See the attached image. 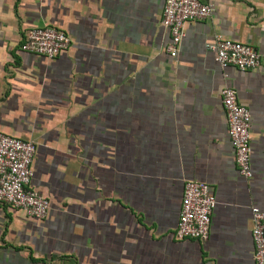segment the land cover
Returning <instances> with one entry per match:
<instances>
[{"label": "crops", "instance_id": "obj_1", "mask_svg": "<svg viewBox=\"0 0 264 264\" xmlns=\"http://www.w3.org/2000/svg\"><path fill=\"white\" fill-rule=\"evenodd\" d=\"M178 54L161 16L131 0H0V132L37 146L34 221L0 204V264H255L251 208L264 212V0H201ZM67 34L59 57L24 53L25 32ZM218 38L261 66L223 69ZM252 115L253 178L235 162L222 91ZM210 185L206 242L178 240L184 184Z\"/></svg>", "mask_w": 264, "mask_h": 264}, {"label": "built area", "instance_id": "obj_2", "mask_svg": "<svg viewBox=\"0 0 264 264\" xmlns=\"http://www.w3.org/2000/svg\"><path fill=\"white\" fill-rule=\"evenodd\" d=\"M212 12V6L201 0H165L161 23L170 33L167 51L172 57L178 54L185 36V25L205 20ZM70 44L69 36L60 29L34 27L26 30L20 50L53 60L65 52ZM209 49L215 52L216 60L223 69L234 67L247 72L261 66L260 53L248 44L218 38L209 45ZM222 104L236 165L239 173L250 180L253 178L251 112L239 102L236 90L230 87L222 91ZM36 152L37 146L33 142L0 132V204L23 212L31 220L44 221L49 215L51 202L32 187ZM216 204L209 184L195 180L185 182L175 230L177 239L208 241ZM251 214L255 264H264V212L254 206Z\"/></svg>", "mask_w": 264, "mask_h": 264}, {"label": "flooded vegetation", "instance_id": "obj_3", "mask_svg": "<svg viewBox=\"0 0 264 264\" xmlns=\"http://www.w3.org/2000/svg\"><path fill=\"white\" fill-rule=\"evenodd\" d=\"M131 1L135 7L137 6V8H139V4H142V6H147L148 15L151 16V18H155V19L160 16V13H162L165 4V0H131Z\"/></svg>", "mask_w": 264, "mask_h": 264}]
</instances>
